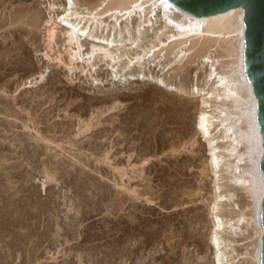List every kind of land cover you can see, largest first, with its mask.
I'll return each mask as SVG.
<instances>
[{
	"label": "rangeland",
	"instance_id": "rangeland-1",
	"mask_svg": "<svg viewBox=\"0 0 264 264\" xmlns=\"http://www.w3.org/2000/svg\"><path fill=\"white\" fill-rule=\"evenodd\" d=\"M90 1L75 0L74 9L96 4L99 13L111 3ZM65 2L0 6V264H213L216 182L190 90L215 89L200 53L226 39L175 47L176 28L160 8L150 24L138 12L116 26L106 16L92 36L114 34L120 57L113 67L96 59L71 66L63 37L47 39L52 23L64 31ZM97 43L84 39L83 54ZM125 51L141 59L124 68ZM223 136L215 142L226 155ZM233 162L219 164V182L233 193L224 237L231 263L251 264L252 231L235 221L249 200L232 180Z\"/></svg>",
	"mask_w": 264,
	"mask_h": 264
},
{
	"label": "bare ground",
	"instance_id": "bare-ground-1",
	"mask_svg": "<svg viewBox=\"0 0 264 264\" xmlns=\"http://www.w3.org/2000/svg\"><path fill=\"white\" fill-rule=\"evenodd\" d=\"M84 1L89 2L90 0ZM109 1L111 3L106 4L105 9L98 13V9L95 10L97 8L96 4L91 6L90 10L89 8H85L86 12H77L74 9L76 8L74 7L75 0H66L65 6L67 8H65V12L62 13L64 15H61L62 17L60 18L63 21L62 29L64 31L59 34L55 23H52L47 29L49 43L60 36L67 43L70 51L69 62L71 66L76 62L82 65L86 60L87 65L93 67L92 62L96 59L100 62L106 61L108 65L111 64L113 67L112 64H115V61L120 57L118 48H116L118 45H116L117 42L114 34L101 35L98 38L94 37V35L92 36L94 30L102 28L104 22L100 21V19L106 16L112 17L114 26H116L119 19L123 16L131 18L133 13L137 14L138 12L141 19L145 18L146 22L150 24L153 20L152 18L155 17L156 9L160 8L166 24H173L174 29L176 28V33L168 37L170 40L176 39L178 41L175 47L185 45L190 38L194 37L198 40L205 39L209 42L212 41V43H218L222 39H226L221 44H209L210 46L206 44L207 46L203 47V51L200 53L203 58L202 62L208 66V83H214L215 89L210 90L206 88L207 84L206 86L196 88L194 86L192 90L189 89L191 91L190 94L201 102L197 129L201 132L204 140L206 139L208 142L210 163L216 182L213 187V197L211 198V210L214 219V229L210 238L214 248L213 264H232V259H230L226 247L228 243L224 237V230L226 223L230 224L232 221V219H228L226 203L231 202L233 193L231 194V190L223 189L224 185L221 186V181L219 182V173L221 171L219 164L225 157L233 158L234 165L232 167L234 169L232 180L244 189L246 198L249 200L246 211L242 210L239 212L236 215L235 221L237 224L245 223L252 231V241H250L247 247V255L251 264H261L262 238L264 236L262 221L264 175L260 165L264 158V134L259 123V99L256 97L253 85L245 71L246 23L244 9L236 7L210 16H194L181 10L170 0ZM4 2L5 0H0V6ZM50 8H53V6ZM175 11L178 12V15L174 14ZM18 21H20V18L18 19L17 17V20L8 22V25L17 23ZM33 21L37 24L40 21V15L36 14ZM4 26L5 23L0 24V30ZM9 28L11 30L14 29L13 26ZM88 37H91V40H98L99 43L92 44L89 49L90 51L83 54V42ZM217 49L220 50V54H218ZM147 52L149 53L150 49ZM128 53L130 52L125 51V56H128ZM146 53L143 55H146ZM83 55H87V57L84 59ZM133 55V57H129L131 55L128 56V65L124 68L138 63L139 59H141L136 53ZM143 55L142 57H144ZM219 55L221 57H228V61L220 65L219 59L221 57ZM184 56L185 54L182 52L179 59L182 60ZM161 81L156 84L164 86L166 92L170 93L174 90L170 86L171 84L169 85ZM221 97L230 104L228 106L225 103L217 104L216 100L218 102V99ZM215 131V135L212 136L211 133ZM222 132L224 136L220 137L221 140L227 139L231 143L228 148L224 149L226 155H222L218 151L222 147L220 149L217 148V142H215L219 139L217 137L218 133ZM210 136L212 137L210 138ZM239 147L241 148L239 149ZM242 162H245L244 166L239 167V164ZM229 168L231 166L227 167V169ZM13 197L11 196V198Z\"/></svg>",
	"mask_w": 264,
	"mask_h": 264
},
{
	"label": "water",
	"instance_id": "water-1",
	"mask_svg": "<svg viewBox=\"0 0 264 264\" xmlns=\"http://www.w3.org/2000/svg\"><path fill=\"white\" fill-rule=\"evenodd\" d=\"M181 10L194 16H210L241 7L245 11V71L259 99V123L264 134V0H170ZM260 168L264 175V158ZM264 227V203L262 209ZM261 264H264V236Z\"/></svg>",
	"mask_w": 264,
	"mask_h": 264
}]
</instances>
